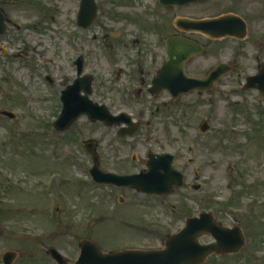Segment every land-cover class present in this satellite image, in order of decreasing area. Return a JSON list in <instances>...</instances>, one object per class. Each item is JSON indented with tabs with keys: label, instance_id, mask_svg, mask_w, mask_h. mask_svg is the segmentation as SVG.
I'll return each instance as SVG.
<instances>
[{
	"label": "rangeland",
	"instance_id": "rangeland-1",
	"mask_svg": "<svg viewBox=\"0 0 264 264\" xmlns=\"http://www.w3.org/2000/svg\"><path fill=\"white\" fill-rule=\"evenodd\" d=\"M1 1L9 21L0 37V111L17 116H0V264L8 251L17 253L14 264H57L50 248L75 264L85 239L105 251L162 249L187 218L209 210L242 227L246 244L204 264H264V93L244 89L264 64V0H204L168 13L158 0H97L99 17L86 29L76 23L81 0ZM228 12L247 22L246 38L187 33L206 48L187 72L204 77L229 61L240 68L208 92L152 94V56L162 54L159 16L168 14L172 34L178 13L201 20ZM80 55L94 76L91 98L140 123L135 134L86 115L56 131L61 91L76 78ZM205 121L211 127L202 132ZM89 140L98 143L101 166L120 175L148 169L149 153H173L185 185L150 195L97 184L84 149Z\"/></svg>",
	"mask_w": 264,
	"mask_h": 264
},
{
	"label": "water",
	"instance_id": "water-1",
	"mask_svg": "<svg viewBox=\"0 0 264 264\" xmlns=\"http://www.w3.org/2000/svg\"><path fill=\"white\" fill-rule=\"evenodd\" d=\"M164 4L175 6L185 5L200 0H161ZM98 5L96 0H82L79 13V25L89 27L97 16ZM179 25L188 30H199L214 37L236 35L244 37L246 24L238 16L229 15L212 20H181ZM7 30V16L0 4V36ZM168 51L170 60L154 79L152 93H161L168 89L174 97L199 89H210L216 81L231 70L227 63L215 67L205 79L192 78L185 72V63L193 55L203 52V47L192 40L182 37H172L169 40ZM79 77L62 92L63 110L55 122L58 130L70 128L80 116L86 114L92 121H105L108 125L127 123L131 128L124 129L122 134H134L139 128V123H133L129 115L123 113L113 116L105 105L93 101L92 93L93 76L83 72L84 59L77 61ZM245 89L258 88L264 92V66L260 74L249 77ZM0 114L11 118L15 114L10 111H1ZM210 128L208 121L201 127L203 132ZM85 149L92 155L94 165L90 172L98 183L117 185L119 187H134L149 194H167L184 184V174L174 167V155L170 153L150 154L148 169L139 174L120 175L105 171L96 153V143L89 140ZM201 186H194L199 189ZM210 233L216 241L202 244L200 236ZM245 244V237L239 227L228 228L216 221L214 212L204 211L198 217L187 219L186 226L180 232L170 235L166 241L165 249L137 250L127 249L121 251L104 252L101 246L91 240H83L81 254L76 264H204L213 253H237ZM49 253L59 264H67L66 258L57 250L50 249ZM17 253L9 251L4 255L5 264H13Z\"/></svg>",
	"mask_w": 264,
	"mask_h": 264
},
{
	"label": "flooded vegetation",
	"instance_id": "flooded-vegetation-1",
	"mask_svg": "<svg viewBox=\"0 0 264 264\" xmlns=\"http://www.w3.org/2000/svg\"><path fill=\"white\" fill-rule=\"evenodd\" d=\"M186 7L185 6H174V7H169V6H164V5H161L160 4V10H163L164 12L163 13H168L170 10H180L181 8H184ZM159 11V10H158ZM99 13H100V9H99ZM221 15V14H219ZM159 16V15H158ZM215 16H218V15H215ZM99 17V16H98ZM160 19H157V23H156V29L158 30L159 34H160V39H159V42H158V45L159 47L161 48V56L158 57L157 54H154L152 56L153 60H152V66H153V72L157 73L159 71V69L164 65V63L166 61L169 60V52H168V41L170 39V37L173 35V36H188L186 31L180 27H178L176 25V21L177 19L174 18L173 22H172V25H173V28L175 29L174 32L172 34H169V30H170V17H168V14H162L161 16H159ZM176 18H179V13L178 15H176ZM190 37V36H189ZM136 43V42H134ZM127 46V44H126ZM140 55L142 56V51L139 52ZM138 55V54H137ZM158 59H160V62L161 63H158ZM140 60V57L138 58V62ZM147 61V60H146ZM145 61V64H142L144 61H141L140 62V65H147V62ZM137 62V63H138ZM192 61L190 60L187 64H186V71H187V67L188 65L191 63ZM234 63V62H233ZM234 71H237V70H234ZM232 71V72H234ZM54 82V80L52 81ZM114 113V112H113ZM116 114V113H115ZM235 225V224H234Z\"/></svg>",
	"mask_w": 264,
	"mask_h": 264
}]
</instances>
